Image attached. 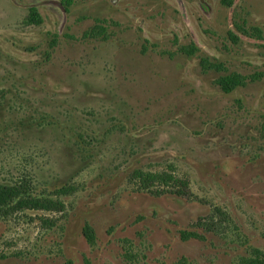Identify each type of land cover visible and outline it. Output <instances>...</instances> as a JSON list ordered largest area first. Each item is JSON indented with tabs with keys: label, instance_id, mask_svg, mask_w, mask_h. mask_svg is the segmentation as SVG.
I'll list each match as a JSON object with an SVG mask.
<instances>
[{
	"label": "rangeland",
	"instance_id": "obj_1",
	"mask_svg": "<svg viewBox=\"0 0 264 264\" xmlns=\"http://www.w3.org/2000/svg\"><path fill=\"white\" fill-rule=\"evenodd\" d=\"M53 1L0 0V264L264 252V0ZM233 73L247 83L225 93Z\"/></svg>",
	"mask_w": 264,
	"mask_h": 264
},
{
	"label": "trees",
	"instance_id": "obj_2",
	"mask_svg": "<svg viewBox=\"0 0 264 264\" xmlns=\"http://www.w3.org/2000/svg\"><path fill=\"white\" fill-rule=\"evenodd\" d=\"M74 0H63L66 9H68L69 6L73 4ZM24 22L26 24L30 25H40L42 24V16L40 15L39 11L36 8H30L28 11V15L25 18ZM253 33V35H256L258 38H261V31L258 28H251L250 29ZM241 31L245 34H248L249 30H245L241 28ZM105 32L104 27L98 26L96 29H91L89 32L85 34V36H98L99 34H102ZM231 39L233 42H236L238 38L230 34ZM182 51L188 53L189 55L194 54L195 48L192 47H185L182 48ZM201 66L204 67L205 70H217V71H223L224 70V65L220 62H212L207 58H203L201 60ZM255 77H251V79H254ZM247 83V77H244L240 74L233 73L229 74L226 76L219 77L216 81L215 84L225 93H230L237 89L238 87L245 86ZM3 191H5L2 196H7V197H18L21 195H24L25 192L28 190L27 186L23 185H15V186H10V187H5L2 188ZM184 191H179L178 193L181 195H189L188 189H183ZM49 205H51L54 209H61L62 204L59 201H48ZM219 214L225 219H228V215L226 213H222L220 209L217 210ZM201 226H208L206 223H198V225ZM211 227H207V229H210ZM84 235L86 239L90 242L93 243L95 240V234L93 228L86 224L84 229H83ZM181 238L183 240H188L190 238H199V235L196 232H190L183 230L181 231ZM243 264H264V252L258 250V249H253L252 251V257L249 259L245 260V263Z\"/></svg>",
	"mask_w": 264,
	"mask_h": 264
},
{
	"label": "water",
	"instance_id": "obj_3",
	"mask_svg": "<svg viewBox=\"0 0 264 264\" xmlns=\"http://www.w3.org/2000/svg\"><path fill=\"white\" fill-rule=\"evenodd\" d=\"M53 3H57V5L61 8V10L63 11V13L66 12V9L63 8L59 2H57V1H53ZM35 7H37V5H33V6H31L30 8H35Z\"/></svg>",
	"mask_w": 264,
	"mask_h": 264
}]
</instances>
